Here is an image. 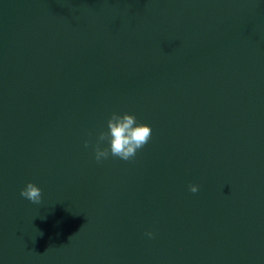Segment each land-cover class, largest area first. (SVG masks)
<instances>
[{
    "label": "water",
    "instance_id": "water-1",
    "mask_svg": "<svg viewBox=\"0 0 264 264\" xmlns=\"http://www.w3.org/2000/svg\"><path fill=\"white\" fill-rule=\"evenodd\" d=\"M0 264H264V0H0Z\"/></svg>",
    "mask_w": 264,
    "mask_h": 264
},
{
    "label": "clouds",
    "instance_id": "clouds-1",
    "mask_svg": "<svg viewBox=\"0 0 264 264\" xmlns=\"http://www.w3.org/2000/svg\"><path fill=\"white\" fill-rule=\"evenodd\" d=\"M107 130L97 133L95 144L93 145L94 159L97 163L107 160L110 157L119 158L123 161L133 160L138 151L152 139V128L146 123H140L134 114L127 112H112L106 122ZM106 144L107 146H102ZM90 141L85 140L84 147L88 148ZM199 185L190 184L189 191L197 193ZM20 196L39 205L42 203V189L35 183L29 181L20 190ZM145 236L153 239L155 233L146 231Z\"/></svg>",
    "mask_w": 264,
    "mask_h": 264
}]
</instances>
